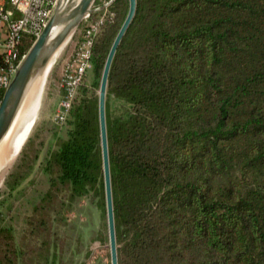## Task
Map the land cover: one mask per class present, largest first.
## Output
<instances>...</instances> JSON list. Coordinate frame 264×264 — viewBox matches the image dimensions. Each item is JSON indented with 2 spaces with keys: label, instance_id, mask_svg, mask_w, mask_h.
I'll return each mask as SVG.
<instances>
[{
  "label": "trees",
  "instance_id": "16d2710c",
  "mask_svg": "<svg viewBox=\"0 0 264 264\" xmlns=\"http://www.w3.org/2000/svg\"><path fill=\"white\" fill-rule=\"evenodd\" d=\"M136 1L105 104L118 264H264V0ZM107 11L98 89L128 0ZM81 89L51 164L73 193L100 187L105 210L98 97Z\"/></svg>",
  "mask_w": 264,
  "mask_h": 264
},
{
  "label": "rangeland",
  "instance_id": "374dc122",
  "mask_svg": "<svg viewBox=\"0 0 264 264\" xmlns=\"http://www.w3.org/2000/svg\"><path fill=\"white\" fill-rule=\"evenodd\" d=\"M112 0H96L102 7ZM105 6V5H104ZM106 7V6H105ZM109 12V11H108ZM82 22L56 60L44 88L36 123L0 190V261L7 264H110L106 213L100 187L73 193L61 182L51 155L72 130V118L54 121L62 98V78L80 41ZM92 65L74 103L97 99ZM111 113L120 100L107 98Z\"/></svg>",
  "mask_w": 264,
  "mask_h": 264
},
{
  "label": "water",
  "instance_id": "95a60500",
  "mask_svg": "<svg viewBox=\"0 0 264 264\" xmlns=\"http://www.w3.org/2000/svg\"><path fill=\"white\" fill-rule=\"evenodd\" d=\"M95 1L70 0L63 9L64 0H57L52 16L25 53L3 93L0 101V141L16 117L30 80L46 66L56 51L71 39L84 18L91 14ZM136 7V0H128L126 17L107 54L98 89L97 112L110 264H118V259L106 129V93L113 58L134 19ZM55 30L57 31L54 33Z\"/></svg>",
  "mask_w": 264,
  "mask_h": 264
},
{
  "label": "built area",
  "instance_id": "2783aa9c",
  "mask_svg": "<svg viewBox=\"0 0 264 264\" xmlns=\"http://www.w3.org/2000/svg\"><path fill=\"white\" fill-rule=\"evenodd\" d=\"M57 0H0V101L2 92L10 84L22 58L25 54L20 51L24 36L38 37L53 14ZM109 3L102 7H92L85 22L81 41L72 56L62 78V98L57 107L54 121L64 122L77 98L84 75L91 68V49L94 36L100 31L104 20L113 17L107 11ZM106 7H105V6ZM104 9L96 19L94 12Z\"/></svg>",
  "mask_w": 264,
  "mask_h": 264
},
{
  "label": "bare ground",
  "instance_id": "6f19581e",
  "mask_svg": "<svg viewBox=\"0 0 264 264\" xmlns=\"http://www.w3.org/2000/svg\"><path fill=\"white\" fill-rule=\"evenodd\" d=\"M68 1L70 0H64L63 9ZM68 43L69 41L58 49L46 66L30 80L16 117L7 134L0 141V190L9 168L16 160L36 123L48 76Z\"/></svg>",
  "mask_w": 264,
  "mask_h": 264
}]
</instances>
